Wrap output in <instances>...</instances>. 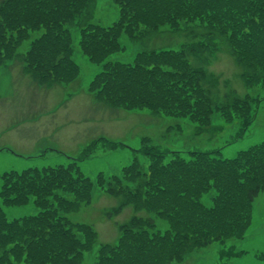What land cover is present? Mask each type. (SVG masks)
Segmentation results:
<instances>
[{"label":"trees","instance_id":"1","mask_svg":"<svg viewBox=\"0 0 264 264\" xmlns=\"http://www.w3.org/2000/svg\"><path fill=\"white\" fill-rule=\"evenodd\" d=\"M36 1L2 0L3 33L11 29L14 21L24 27L31 25L24 22L26 15L16 14L30 10L32 17ZM43 2L39 15L45 21L40 23L50 33L44 42H51L50 46L56 48L60 67L69 64V27L76 25L79 43L90 58L93 61L104 58L103 75L96 81L99 87L111 85L121 90L116 97H109L112 105H136L186 116L197 123L200 132L209 124L212 109L227 110L230 113H226L225 120L237 118L243 126L256 118L264 90V0H113L117 11L109 25L83 22L87 5L93 0ZM158 29L169 35H182L184 39L175 47L140 51L132 63L105 60L107 54L121 48L119 37L123 34L136 38ZM221 47L228 49L241 67L240 76L248 89L243 96L234 90L219 98L211 93L215 77L203 65ZM143 152L149 156L151 166L140 183L139 190L142 193L146 186L145 192L139 198L125 195L107 216L119 212L129 202L137 209H151L167 224L163 230L156 228L153 216H140L133 208L129 221L120 224L121 243L113 244L115 249L110 257L124 253L118 258L122 264H163L160 252L166 263L183 258L195 247L240 235L237 233L247 223L248 201L264 188V138L231 157H222L218 149L182 152L151 146ZM134 163L125 167L129 174L133 173ZM72 164L73 161L65 165L31 166L0 174L1 203L18 204L33 197L41 209L32 217L9 220L0 206L3 263L15 264L21 255L33 257L27 259L33 264H76L67 260L77 256L94 239L89 225L77 224L69 218L71 212L90 198L89 178L70 177L76 172ZM154 196L157 199L153 203ZM208 200L211 203H206ZM202 209L205 216L200 214ZM221 211L228 213L230 231L217 229L219 224L213 218L216 214L220 221ZM133 241V245H138L131 246ZM145 246L149 248L148 256H137ZM259 257L264 261V253ZM114 260L102 264H112Z\"/></svg>","mask_w":264,"mask_h":264},{"label":"rangeland","instance_id":"2","mask_svg":"<svg viewBox=\"0 0 264 264\" xmlns=\"http://www.w3.org/2000/svg\"><path fill=\"white\" fill-rule=\"evenodd\" d=\"M43 3V0H37L35 12L37 16L24 20L31 25L24 27L14 21L11 23L10 31L18 37L17 40L22 41L16 52L28 54L26 49L29 40H24L23 37L30 35L38 37V32L43 36L41 45L48 48L40 50L32 57H23L14 61L8 58L9 53H7L6 64H0V173L8 170L20 171L31 166L65 165L73 159L72 166L76 167V172L69 176L89 178L90 198L88 203L70 213L69 218L77 224L89 225L95 234L91 243L89 241L90 244H85L77 256L67 261L76 264H102L104 261L115 259L112 264H122L118 258L124 253H114L111 257L109 254L115 249L113 244L117 241L121 243L120 224H126L137 208L125 202L122 210L109 217L107 214L116 203L123 200L125 195L134 194L139 198L145 192L146 186L142 193L139 190L140 183L151 166L148 164L149 156L142 150L146 147L151 149L153 144L160 148L178 150H214L221 147L220 155L231 157L240 149L264 138V90L258 115L249 125L243 126L237 118L226 121L225 116L228 111L221 110L219 113L215 109L209 126H224L200 133L194 131L193 124L186 121L185 116L155 114L156 111H152L151 108L136 107V105L131 108L126 104L112 105L109 97H116L121 90H116L111 85L99 87V82L96 81L103 75L101 73L104 72V68L101 61L104 58L95 61L96 64L90 62L79 45L74 43L76 38L74 29L73 42L69 44L71 53L67 54L69 59H72L70 69L65 70L63 67L61 71L53 69L52 64L56 62L58 56L56 48L50 46L51 42L47 44L44 42L46 34L50 33L44 24L40 23L45 21L44 16L39 15ZM94 15L104 24L111 22L115 16L111 0H96ZM4 26L0 25V27ZM7 32L8 30L5 31ZM162 36L163 38L155 39L156 44L151 38L144 45L175 47L184 39L182 35H165V32ZM119 42L126 45V50L121 53L120 58L131 59L136 44L125 36H120ZM51 50H55L53 55L56 57L53 60L50 58ZM215 57L218 60L212 62L210 70L221 71L232 83L229 85L227 82L228 91L222 90L221 93L229 92L233 86L238 94L248 92L240 76L241 67L235 62L236 57L222 47L215 52ZM195 59L194 62L199 64ZM48 79L52 80V85L48 83L45 85ZM174 122L179 124L178 128L172 127ZM108 140L119 142L110 143ZM93 143L94 145L89 147ZM87 147L89 149L86 155L94 147L95 149L84 157L83 153ZM45 148L51 150L45 151L43 155L28 157L29 154L43 152ZM81 156L83 158L79 159ZM133 162H135L133 173L129 174L125 171V167ZM115 180L117 181L114 182ZM206 203H211V200ZM248 205L247 223L237 233L240 234L238 237L230 240L227 238L223 242L212 241L206 246L195 247L183 258L171 259L166 263L165 256L160 252V263L264 264L259 257L260 253H264V190L255 196L253 205L250 200ZM0 206L6 219L9 220L28 215L32 217L41 211L33 197L18 204H3L0 201ZM140 208L136 210L137 214L153 216L157 219L155 227L165 229L167 223H164L159 215L151 209ZM200 214L205 216L203 209ZM220 214H223L220 221L216 214L213 218L219 224L217 229L230 231L228 213L221 211ZM77 235L81 236L80 233ZM242 235L243 237L239 238ZM133 244L134 241L131 246ZM136 245L138 243L133 246ZM148 245L152 246L151 243ZM148 251L149 248L145 246L137 256L147 257ZM19 258L21 260L15 264H33L27 260L33 258L31 256L23 258L19 255ZM2 261L3 258L0 259V264H5Z\"/></svg>","mask_w":264,"mask_h":264}]
</instances>
